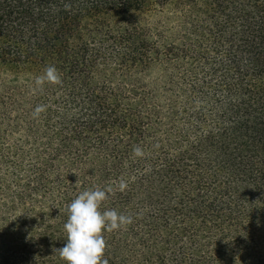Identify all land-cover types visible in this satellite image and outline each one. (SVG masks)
Here are the masks:
<instances>
[{"label": "trees", "instance_id": "16d2710c", "mask_svg": "<svg viewBox=\"0 0 264 264\" xmlns=\"http://www.w3.org/2000/svg\"><path fill=\"white\" fill-rule=\"evenodd\" d=\"M93 187L107 264H264V0H0V264Z\"/></svg>", "mask_w": 264, "mask_h": 264}, {"label": "clouds", "instance_id": "9594fccd", "mask_svg": "<svg viewBox=\"0 0 264 264\" xmlns=\"http://www.w3.org/2000/svg\"><path fill=\"white\" fill-rule=\"evenodd\" d=\"M59 79L54 66H47L43 75L36 78V84L45 81L57 82ZM38 106L35 113L40 111ZM135 155H142L138 147ZM111 190L93 187L85 189L75 196L65 207L66 221L63 225L66 242L57 251L66 264H107L104 258L106 247L103 232L119 230L131 223V216L119 213L115 209L100 211V204Z\"/></svg>", "mask_w": 264, "mask_h": 264}]
</instances>
